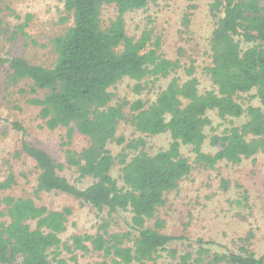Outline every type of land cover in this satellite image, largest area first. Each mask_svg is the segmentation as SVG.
I'll use <instances>...</instances> for the list:
<instances>
[{
	"label": "trees",
	"instance_id": "16d2710c",
	"mask_svg": "<svg viewBox=\"0 0 264 264\" xmlns=\"http://www.w3.org/2000/svg\"><path fill=\"white\" fill-rule=\"evenodd\" d=\"M157 1L63 0L73 23L53 39L56 61L52 66L4 55L5 27L0 20V79L1 70L7 67L9 82H29L28 102L39 107L46 126L67 128V164L75 166L80 179L93 180L84 188L77 186L60 173L63 164L43 148L24 141V152L39 170L36 191L63 192L97 210L131 214V231L110 233V223L105 221L97 232L75 234L71 243H65L62 235L72 214L70 208L52 209L31 197L8 195L0 199L4 206L0 214L6 218L0 222V264H69L62 256L64 251L73 253L70 260L79 264L75 250L100 252L105 264H156L160 251L186 239L164 231L165 221L158 216L167 193L192 170L183 146L192 147L195 160L209 167L219 161L239 164L264 153V0L210 3L216 24L206 67L213 87L206 90L200 87L195 64L182 65L165 57L162 39L154 37L152 30L144 29L138 36L128 33L127 14ZM107 6H113L116 13L105 24L101 14ZM30 19L27 15L24 24H17L15 34L28 36ZM172 74L154 100L136 99L130 104L128 121L141 136L126 141L118 135V125L126 117L125 105L114 103L111 89L128 77L138 82L135 91L140 93L144 79L156 81ZM40 91L45 94L40 96ZM245 93H254L257 102H240ZM211 112L225 123L220 132L213 126ZM14 126L25 131L19 122ZM77 132L89 140L81 150L69 147ZM162 133L170 136L166 148L153 154L142 149L145 137ZM207 140L214 153L204 150ZM114 142H126L117 156L110 148ZM116 162L121 165L119 177L114 173ZM13 183L10 176L0 181V189ZM152 220L153 226L149 224ZM240 241L238 252H213L199 238L197 256L187 252L179 255V262L264 264V255H258L249 240L241 237ZM170 253L178 255L173 249Z\"/></svg>",
	"mask_w": 264,
	"mask_h": 264
},
{
	"label": "rangeland",
	"instance_id": "374dc122",
	"mask_svg": "<svg viewBox=\"0 0 264 264\" xmlns=\"http://www.w3.org/2000/svg\"><path fill=\"white\" fill-rule=\"evenodd\" d=\"M212 0H158L145 8L127 14L128 33L138 36L144 29L153 31L154 37H161V53L170 59L179 60L182 65L194 63L200 78L202 90L213 87L206 71L210 64V37L216 18L210 11ZM116 9L107 6L101 18L105 24L115 15ZM28 36L15 34L16 25L26 22ZM19 17V18H18ZM0 20L5 27L2 53L6 56H23L34 64L52 66L56 61L53 39L65 33L73 20L64 9L63 0H2ZM183 75V70L178 72ZM8 68L1 70L0 79V181L10 176L14 183L8 189H0V199L8 195L33 198L37 204L52 209L68 207L72 210L67 230L62 235L63 242L71 243L75 234L95 233L99 225L109 221L107 230L113 232L131 231L128 211L110 214L108 210L95 207L63 192H37L39 170L34 160L23 150L24 141L46 150L58 163L63 164L60 173L72 183L84 188L92 179H80L75 166L66 162L67 128L49 129L39 115V107L28 102L31 95L29 82L17 84L7 79ZM175 74L167 78L144 79L140 93L135 91L138 83L131 78L120 80L112 89L114 103H123L126 117L118 125V135L126 141L140 137L128 120L131 118L130 104L136 99L149 102L167 86ZM45 91H40L43 96ZM254 93L240 96V102L248 105L256 103ZM213 126L220 132L225 123L211 112ZM19 122L25 131L14 123ZM239 122V120H236ZM228 124V122H226ZM208 134L211 132L208 130ZM168 133L145 137L143 150L151 154L166 148ZM86 136L75 133L70 148L81 150L87 146ZM124 144L111 143L115 156L122 152ZM204 150L214 153L215 148L207 140ZM183 153L190 158L192 170L182 179L175 190L167 193V202L159 209L158 216L165 221L164 231L174 235H184L186 239L172 242L157 257L156 264H180L179 255L192 252L197 256L199 238L207 241L205 247L213 252H238L242 242L250 241L258 255H264V153L255 159H246L239 164L219 161L214 167L197 162L196 154L190 146H183ZM121 165L116 162L114 173L120 176ZM4 206L0 205V213ZM6 218L0 214V222ZM153 226L154 221L149 223ZM102 231V230H100ZM131 245L132 242H128ZM171 249L178 252L177 257ZM77 254L79 264H105L102 253L90 251ZM73 253L64 251L63 257L72 262ZM207 258V257H206ZM136 264V263H135Z\"/></svg>",
	"mask_w": 264,
	"mask_h": 264
}]
</instances>
